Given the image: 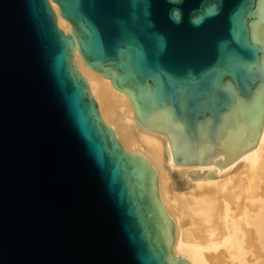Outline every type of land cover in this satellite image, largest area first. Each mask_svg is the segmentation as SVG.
Masks as SVG:
<instances>
[{
    "label": "water",
    "instance_id": "water-1",
    "mask_svg": "<svg viewBox=\"0 0 264 264\" xmlns=\"http://www.w3.org/2000/svg\"><path fill=\"white\" fill-rule=\"evenodd\" d=\"M52 1L70 33L50 0H0V264H191L75 56L216 179L263 131L264 0Z\"/></svg>",
    "mask_w": 264,
    "mask_h": 264
},
{
    "label": "bare ground",
    "instance_id": "bare-ground-1",
    "mask_svg": "<svg viewBox=\"0 0 264 264\" xmlns=\"http://www.w3.org/2000/svg\"><path fill=\"white\" fill-rule=\"evenodd\" d=\"M50 1L59 27L70 33L71 24ZM75 59L105 123L127 150L143 154L157 170L160 197L176 225V255L191 264H259L253 246L264 249V126L255 148L217 173L218 178H206L220 168L175 164L168 138L136 123L128 95L87 68L79 52ZM232 170L235 175H228Z\"/></svg>",
    "mask_w": 264,
    "mask_h": 264
},
{
    "label": "rangeland",
    "instance_id": "rangeland-1",
    "mask_svg": "<svg viewBox=\"0 0 264 264\" xmlns=\"http://www.w3.org/2000/svg\"><path fill=\"white\" fill-rule=\"evenodd\" d=\"M166 153H168V152L167 151L165 152V157H166ZM173 173L176 174V171H173ZM235 173H236V170H232V171H230V173H228V175H235ZM225 175L226 174L223 173L222 174V177H224ZM253 250H254L255 255L258 256V262H259V264H264V249H262L260 246H258L256 244L255 246H253Z\"/></svg>",
    "mask_w": 264,
    "mask_h": 264
},
{
    "label": "snow or ice",
    "instance_id": "snow-or-ice-1",
    "mask_svg": "<svg viewBox=\"0 0 264 264\" xmlns=\"http://www.w3.org/2000/svg\"><path fill=\"white\" fill-rule=\"evenodd\" d=\"M208 17L211 18L213 15H215V13L213 11H209L207 13ZM205 17L201 16V17H198L194 22L195 23H200Z\"/></svg>",
    "mask_w": 264,
    "mask_h": 264
}]
</instances>
